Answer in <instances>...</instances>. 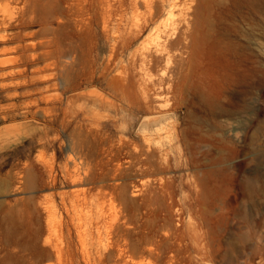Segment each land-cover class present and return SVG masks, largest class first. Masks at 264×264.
I'll return each instance as SVG.
<instances>
[{
    "label": "rangeland",
    "instance_id": "obj_1",
    "mask_svg": "<svg viewBox=\"0 0 264 264\" xmlns=\"http://www.w3.org/2000/svg\"><path fill=\"white\" fill-rule=\"evenodd\" d=\"M174 1V19H205L203 45L179 91L177 63L191 55L180 49L159 67L149 65L144 55L166 15L132 37L142 6L114 1L104 11L83 0L81 12L63 2L57 23L43 15L39 24L0 30L27 36L0 40V58L11 63L0 67V128L26 124L0 131V264H108L96 245L112 241H104L109 232L124 235L130 254L123 257L131 264H264V0ZM26 43L32 49L12 51ZM201 91L213 99L209 105ZM157 105L168 115L145 122ZM78 120L90 126L85 141ZM63 150L77 161L80 182L70 183L74 162ZM44 207L53 214L50 229ZM116 241L111 251L122 248Z\"/></svg>",
    "mask_w": 264,
    "mask_h": 264
},
{
    "label": "bare ground",
    "instance_id": "obj_2",
    "mask_svg": "<svg viewBox=\"0 0 264 264\" xmlns=\"http://www.w3.org/2000/svg\"><path fill=\"white\" fill-rule=\"evenodd\" d=\"M83 0H0V30H2V31H8V30H11L12 28H18V29H22V28H27V27H29V26H31V25H33L34 23H37L38 22V24L39 23H41V21L44 19L43 18V15H46V21H47V19L49 18L50 19V21H52V23L54 24V22H59L61 19L59 18V16L57 17V16H54L55 14H56V12L58 13V15L63 11L62 10V8H61V5H62V3L63 2H70V3H73L74 5V7H75V9L76 10H80V9H82L81 7H80V5H81V2H82ZM114 1H117L118 3H120V5H123V4H129V6H130V8L131 9H133V10H138V7L139 6H142L144 9H145V13H144V15H143V20L141 21V22H139V24H136V27H137V32L132 36V37H134L135 35H138V34H140V33H142V32H144L146 29H148L150 26H152V25H154L156 22H157V20L163 15V14H165L166 15V17H165V20L162 22V31H161V35H155V38H153L152 40H150V44H152V47L150 48V50H148L146 53H145V55H144V59H145V61L149 64V65H151V66H154V67H159L162 63H165V62H167V61H169V58L172 56V53H173V51H178V50H180V49H183V50H185V53H189V55H191V57L190 56H188L187 58H180V60L178 61V63H177V65H178V69H179V72H180V75H181V83H180V85L177 87L176 86V89H178V90H176V91H179L180 89H185V87H186V85H187V77H188V73L186 72V73H184L185 71H186V69H187V67H189V61H190V59L195 55V53L202 47V45H203V40H204V32H203V28H204V24H205V19L203 18V17H201L200 16V14L198 13V15L196 14V18L194 17V15L192 14V15H190V14H188V16H193L194 17V19H195V25H193V24H191V22H190V20H191V18L189 19L188 17H186L185 15H183L182 17L180 16V18H177V19H174L173 18V16H175V8H176V2L174 1V0H160V2H158V3H155V4H153V2L152 1H150V0H92V4H93V8L95 9V10H97V9H102V10H106L107 9V6H110V5H112V3L114 2ZM76 3V4H75ZM202 5V4H201ZM71 6V5H70ZM106 6V7H105ZM198 7H199V9H202L203 7H200L199 5H198ZM71 8V7H70ZM195 8H197V6L195 7ZM71 9H73V7L71 8ZM195 10V9H194ZM81 12H82V10H80ZM183 11V10H182ZM196 11V10H195ZM197 11H198V9H197ZM201 11V10H200ZM166 12V13H165ZM138 13V12H137ZM195 13V12H194ZM53 14V15H52ZM62 14V13H61ZM61 14H60V16H61ZM177 14V13H176ZM185 14V13H184ZM38 16V20L36 21L35 20V18ZM42 16V17H41ZM39 17H41V18H39ZM193 19V20H194ZM74 24H75V27H77L76 25H78V22H77V20L76 21H74ZM57 26H59V25H57ZM59 28V27H58ZM78 31V30H77ZM2 33V32H1ZM1 33H0V40H1V43H3V44H9V43H13V42H16V43H20V42H23V39L24 38H27V36H25V35H22L21 33H19V34H14L15 36H12V37H9L8 35H4L3 36V34H2V36H1ZM8 33V32H7ZM11 32H9L8 34H10ZM14 33V32H13ZM12 33V34H13ZM17 33H18V31H17ZM33 33V32H32ZM5 34V33H4ZM31 33H27V35L29 36ZM11 36V35H10ZM30 36H33V35H30ZM32 46H33V44H19L17 47H15V48H12V51H13V49H17V50H19V51H25V50H28V49H32ZM5 49V48H4ZM9 49V48H8ZM7 49V50H8ZM11 49V48H10ZM2 51H3V49H1ZM1 51V53H5V51H6V49L4 50V52H2ZM7 64H9V62H8V60L6 59H4V58H0V67H5V68H8L7 66H9V65H11V63L9 64V65H7ZM5 65H7V66H5ZM67 65V63L65 64V66ZM64 66V67H65ZM67 67V66H66ZM10 74H13V72L11 71L10 72ZM6 75H8V74H6ZM58 96V95H57ZM55 97V96H54ZM54 97H50L51 98V100H53L54 99ZM199 97L207 104V105H209L210 103H211V101L213 100L211 97H210V95H207L206 93H204L203 91H201L200 92V95H199ZM50 98H47V99H49L48 101H50L51 102V100H50ZM53 98V99H52ZM58 98V97H57ZM57 98H55L54 100H57ZM159 99V98H158ZM53 100V101H54ZM59 100H60V98H59ZM46 101V100H45ZM64 102V101H63ZM45 103V102H44ZM63 104V103H62ZM65 104V103H64ZM54 105V104H53ZM47 108V107H46ZM45 108V109H46ZM58 108V107H57ZM56 108V109H57ZM60 108V107H59ZM64 108H65V105H64ZM63 108V110L62 111H64L65 109ZM156 108V107H155ZM161 108L162 107H160V105H157V109H159L158 111H156V112H150V113H148V114H155L154 115V117L153 116H150L151 117V119H150V117H145V119H143L145 122H149V123H151V122H153V125L155 124V123H159L162 119H164L167 115H168V113H169V111L168 112H166V111H163V110H161ZM43 109V110H42ZM41 110H42V114H44V112L46 111V110H44V108H42ZM49 110H51L50 108H48ZM62 109V108H61ZM40 110V111H41ZM67 110V109H66ZM66 112V111H65ZM64 112V113H65ZM149 112V111H148ZM37 112H35L34 114H36ZM52 113H56V111H53ZM63 113V114H64ZM41 114V115H42ZM46 114V113H45ZM49 114V113H48ZM58 114V113H57ZM56 114V115H57ZM33 115V114H32ZM47 115V114H46ZM55 115V114H54ZM65 115V114H64ZM64 115H63V117H64ZM44 116V115H43ZM35 117V116H34ZM51 117V116H50ZM62 117V118H63ZM69 117V116H68ZM43 118V117H42ZM56 118V117H55ZM54 118V120H56ZM52 119V118H51ZM69 118H66V120H68ZM75 119H77L76 117H75ZM30 120H34V121H37L36 119H30ZM59 120V119H58ZM65 120V119H64ZM75 121V120H74ZM61 122V121H60ZM77 122V121H76ZM44 123H46V122H44ZM65 123V122H64ZM64 123H63V125H64ZM40 124H41V122H40ZM61 124V123H60ZM60 124H58V125H60ZM76 124V123H75ZM24 125H26L25 123H21V124H18V125H16V124H13V125H8V126H5V127H2V128H0V131H3V130H7V129H10L9 127H16V128H19V127H21V126H24ZM28 125V124H27ZM45 125V124H44ZM74 125V124H73ZM78 125H79V127H77V125H76V129H77V134L80 136V138H78V139H81V140H84L85 141V139H84V133H86V132H84V131H86V130H88L89 129V125H85V124H83V122L82 121H80V120H78ZM156 125V124H155ZM87 126H88V128H87ZM61 127H64V126H61ZM60 127V128H61ZM74 128H75V126H74ZM73 128V129H74ZM81 128V129H80ZM61 130H62V128H61ZM92 133V132H91ZM75 134V133H74ZM74 134H72V135H74ZM90 134V133H89ZM72 137V136H71ZM74 140H76V139H74ZM67 141V140H66ZM80 141V140H79ZM78 141V142H79ZM86 141H88V139L86 140ZM72 142V141H71ZM81 142V141H80ZM83 142V141H82ZM48 143V142H47ZM86 143V142H85ZM52 144V143H51ZM67 144V143H66ZM71 144V143H70ZM80 144V143H79ZM68 145V144H67ZM71 146V145H70ZM82 147H83V145H82ZM71 148V147H70ZM81 149V148H80ZM90 149V148H89ZM77 150V149H76ZM64 151V150H63ZM70 151V150H69ZM68 151V152H69ZM74 151V150H73ZM78 151V150H77ZM91 151V150H90ZM66 151H64L63 152V154L65 153ZM94 152V151H93ZM67 153V152H66ZM71 154H69L70 155V157H71V155L74 153H72V151L70 152ZM80 153L82 154V152H81V150H80ZM78 154V153H77ZM81 154H79V155H81ZM75 156H76V153L74 154ZM79 155H77L78 157H79ZM64 156H67L66 158L67 159H69V156H68V153H67V155L65 154ZM89 157V156H88ZM91 157V156H90ZM65 158V162H66V159ZM76 158V157H75ZM74 158V159H75ZM83 158V157H82ZM97 158V157H96ZM95 158V159H96ZM70 159H72V157L70 158ZM69 159V161H73L74 163H73V165L71 164V162H70V164L72 165V167H71V165H70V167L72 168V169H70V167L68 166V168L70 169V172H68V174L70 173V175H69V177H70V181H71V179H72V181H73V183L74 182H77V181H79V180H81L80 179V176H79V174L77 173V171H78V168H77V165L78 164H75L76 162L72 159V160H70ZM85 159H86V157H85ZM87 159H89V158H87ZM92 159H93V157H92ZM94 159V160H95ZM77 160H78V163H79V159L77 158ZM82 160V159H81ZM96 160H99V159H96ZM95 160V161H96ZM68 161V160H67ZM86 162H88V160L86 161ZM100 162V161H99ZM65 164V163H64ZM66 164H68V163H66ZM103 163H101V165H102ZM80 165V164H79ZM100 165V166H101ZM79 167V166H78ZM81 167V166H80ZM82 167H85V164L83 165L82 164ZM87 167V166H86ZM93 167V166H92ZM91 167V168H92ZM94 167H95V165H94ZM123 167H126V166H123ZM68 168L66 167L65 169H67L68 170ZM104 168V167H103ZM52 170H53V168H51ZM80 169V168H79ZM82 169V168H81ZM81 169H80V171H81ZM85 169V168H84ZM90 168H88V170H89ZM107 169V168H106ZM106 169H105V171H106ZM122 168L120 167V170H121ZM125 169V168H124ZM87 170V169H86ZM85 170V171H86ZM87 170V171H88ZM103 170V169H102ZM85 171H82V173H84ZM86 171V172H87ZM99 172V171H98ZM101 172V171H100ZM103 172H104V170H103ZM118 172L120 173V171L118 170ZM125 172V171H124ZM89 173V172H88ZM93 173V172H92ZM108 172L106 171V173L105 174H107ZM86 174V173H85ZM91 174V173H90ZM63 175V174H62ZM62 175H61V177H62ZM81 175V174H80ZM55 176V175H54ZM53 176V177H54ZM59 176V175H58ZM64 176H65V174H64ZM85 175H83V177H84ZM86 176H87V174H86ZM85 176V177H86ZM99 176V175H98ZM105 176V175H104ZM56 177V176H55ZM54 177V178H55ZM82 177V178H83ZM103 177V176H102ZM101 177V178H102ZM54 178L52 179V184H56V183H54ZM88 178H89V176H87V180H88ZM105 178V177H104ZM107 178V177H106ZM57 179V178H56ZM68 179V178H67ZM83 180V179H82ZM86 180V179H85ZM101 180V179H100ZM72 181L70 182V183H72ZM80 182V181H79ZM95 182H96V180H95ZM67 183V182H66ZM76 185H77V183H75ZM79 184V183H78ZM34 186H35V182L33 183V185H32V189L34 188ZM66 186V185H65ZM80 186V185H79ZM93 186H94V184H93ZM102 187H103V185H101ZM54 187V186H53ZM70 187V186H69ZM83 187V186H82ZM89 187V186H88ZM88 187L86 188V189H88ZM91 187V186H90ZM99 187V186H98ZM71 188V187H70ZM80 188V187H79ZM105 188V187H104ZM107 188V187H106ZM105 188V189H106ZM72 189V188H71ZM75 189H77L76 187H75ZM94 189H96V188H94ZM103 189V188H102ZM101 188L99 189V190H102ZM105 189H103L104 191H107V190H105ZM121 189V188H120ZM73 190V189H72ZM84 190V189H83ZM97 190V189H96ZM98 190V192H100ZM109 190V189H108ZM117 190V189H116ZM57 191V190H56ZM91 191H92V189H91ZM150 191V190H149ZM103 192V191H102ZM102 192H100V193H102ZM110 192V191H109ZM56 193V192H55ZM58 193H59V191H58ZM66 193V192H65ZM73 193L75 194V192L73 191ZM77 193V192H76ZM79 193H81V192H79ZM117 193V192H116ZM137 193V192H136ZM150 193V192H149ZM89 194L90 195H92L91 194V192H89ZM97 194H99V193H97ZM104 194V193H103ZM103 194H99V195H101V196H104ZM110 194V193H109ZM130 194V193H129ZM52 195V194H51ZM50 195V196H51ZM76 195V194H75ZM82 195V198H83V195L84 194H81ZM89 195V197L91 198V196ZM112 195V194H111ZM134 195V194H133ZM151 195V194H150ZM61 196V195H60ZM72 196V195H71ZM74 196V195H73ZM93 196V195H92ZM97 196V195H96ZM119 196V195H118ZM81 197V196H80ZM79 196H78V198H80ZM106 197V196H105ZM114 197V196H113ZM77 198V197H76ZM85 198H88V197H85ZM104 198V197H103ZM119 198V197H118ZM150 198V197H149ZM70 199V198H69ZM74 199H75V196H74ZM73 199V200H74ZM93 199H94V197H93ZM100 199V198H99ZM62 200V199H61ZM78 200V199H77ZM110 200V199H109ZM32 201H33V205H34V209L33 210H36V199L35 198H33L32 199ZM63 201V200H62ZM81 201V200H80ZM79 201V202H80ZM93 201V200H92ZM95 201V200H94ZM98 201H102V200H98ZM152 201V200H151ZM70 202V201H69ZM89 202H91V201H89ZM105 202H106V200H105ZM110 202V201H109ZM74 204V201L73 202H71V204ZM87 203V202H86ZM104 203V202H103ZM90 204V203H89ZM93 204H94V202H93ZM99 204V203H98ZM112 204H113V202H112ZM117 204V203H116ZM58 205H60V204H58ZM82 205V204H81ZM83 205H85V204H83ZM95 205H97L96 204V202H95ZM101 205V204H100ZM99 205V206H100ZM43 206V205H42ZM74 206V205H73ZM72 206V207H73ZM78 206V205H77ZM77 206H74V207H77ZM92 206V205H91ZM110 206V205H109ZM74 207H73V209H74ZM101 207H103V205H101ZM114 206L112 205V209H114L113 208ZM128 207V206H127ZM77 208H79V207H77ZM86 208V207H85ZM90 208V207H89ZM94 208V207H93ZM98 208V206L96 207V209ZM84 209V208H83ZM102 209V208H101ZM54 210H55V208H54ZM44 211L45 212H47L48 213V215H47V217H48V219H47V226H48V229H50V227H51V223H50V221L51 220H53L52 219V216H53V214H52V212L50 211V208L49 207H44ZM68 211V210H67ZM66 211V212H67ZM75 211V210H74ZM79 211L80 212H78V214L79 213H83L84 214V212H81V209H79ZM85 211H87V209L85 210ZM100 211V210H99ZM110 211H111V209H110ZM114 211V210H113ZM65 212V211H64ZM71 212H73L72 210H71ZM88 212V211H87ZM138 212V211H137ZM35 213H37L36 211H35ZM68 213V212H67ZM75 213H77V211L75 212ZM99 213V216H101L100 215V212H98ZM97 213V214H98ZM114 213V212H113ZM143 213V212H142ZM91 214V213H90ZM110 214V213H109ZM115 214V213H114ZM60 215V214H59ZM72 215V214H71ZM70 215V216H71ZM117 215V214H116ZM73 216H74V214H73ZM86 216H87V214H86ZM85 216V217H86ZM91 216V215H90ZM114 216V215H113ZM112 216V217H113ZM136 216V215H135ZM139 216V215H138ZM67 217V216H66ZM69 217V216H68ZM80 217H82L83 218V216H80ZM95 217V216H94ZM110 217H111V215H110ZM111 217V218H112ZM35 219H36V216L34 217ZM33 218V219H34ZM61 218V217H60ZM76 218V217H75ZM78 218V217H77ZM82 218H80L81 220H82ZM111 218H109V220H111V221H113V220H115L116 221V219H117V217L115 218V216L111 219ZM137 218V217H136ZM34 219V220H35ZM71 219V218H70ZM80 219H78V221L80 220ZM100 219V218H99ZM77 220V219H76ZM84 220V219H83ZM82 220V221H83ZM86 220H88V218L86 219ZM94 220V219H93ZM101 220V219H100ZM118 220V219H117ZM36 221V220H35ZM72 221V220H71ZM82 221H81V223H82ZM70 222V221H69ZM68 222V223H69ZM89 222V221H88ZM98 221L96 220V222H95V224L97 223ZM53 223V222H52ZM72 224H73V222H71ZM75 223V222H74ZM78 223V222H77ZM86 223V222H85ZM114 223V222H113ZM112 223V224H113ZM83 224V223H82ZM81 224V225H82ZM88 224V223H87ZM91 224V223H90ZM94 224V225H95ZM98 224V223H97ZM100 224H101V222H100ZM120 224V223H119ZM117 225V226H114V227H116V229H119V228H121L122 226H120V225ZM137 224V223H136ZM75 225V224H74ZM78 225V224H77ZM93 225V226H94ZM99 225V224H98ZM102 225V224H101ZM111 225V224H110ZM83 226V225H82ZM86 226V225H85ZM77 227H79V226H77ZM95 227H96V225H95ZM99 227H100V225H99ZM127 227V226H126ZM128 228V227H127ZM76 229V228H75ZM78 229V228H77ZM76 229V230H77ZM83 229L84 228H82L81 230L83 231ZM95 229H97V228H95ZM112 229V228H111ZM89 230H91V228L89 229ZM53 231H54V229H53ZM87 231V230H86ZM96 231V230H95ZM99 231H100V229H99ZM71 232V231H70ZM73 232V231H72ZM77 232V231H76ZM121 232L122 233H124L122 230H121ZM161 232V231H160ZM85 233V232H84ZM88 233V232H87ZM90 233V232H89ZM99 233V232H98ZM102 233V232H101ZM199 233V232H198ZM90 234H92V233H90ZM95 234H96V232H95ZM112 234L114 235V233H110L109 232V234L107 233V236L105 237V239H104V241L106 242V241H108V239H110V237H111V240L113 239L114 241L115 240H117L115 243H116V245L118 246V247H122L121 249H119V251L118 250H116V251H111L109 248H112V247H114L113 245H115L114 244V241L112 240V241H108L106 244H104L103 246H102V242L101 241H97V242H101L100 243V245L99 246H97L96 245V247H98V249H97V252L99 253V255H102L101 254V252H100V249H101V251L102 252H104L103 253V255L105 256V257H107L108 258V260L110 261V263H109V261L107 260V262H108V264H131L129 261H125V257H123V255H125V253H127L128 252V250H129V252H130V249H128V245L126 244L127 243V241H126V239H124L122 236H124L123 234H122V236L119 234V236L117 237V238H114L113 236H112ZM70 235V234H69ZM86 235V234H85ZM102 235V234H101ZM111 235V236H110ZM201 235V234H200ZM200 235H199V238H200ZM50 236V235H49ZM78 236V235H77ZM93 236V235H92ZM52 237V236H51ZM81 237V236H80ZM94 237V236H93ZM194 236H191L190 238H193ZM197 237V236H196ZM203 237V236H202ZM46 238H49V237H47L46 236ZM56 238V237H55ZM88 238V237H87ZM99 238H100V236H99ZM173 238V237H172ZM175 238H176V236H175ZM179 238V237H178ZM79 239V238H78ZM77 239V240H78ZM81 239H82V237H81ZM84 239V238H83ZM97 239H98V234H97ZM204 239H206V238H204ZM102 240V239H101ZM182 240V239H181ZM207 240V239H206ZM48 241V240H47ZM58 241H59V239H58ZM123 241H125L126 243H124ZM193 240H188V242L190 243V242H192ZM200 241V240H199ZM198 241V242H199ZM51 242V241H50ZM83 242H84V240H83ZM86 242H87V240H86ZM91 242H92V240H91ZM122 242H123V244H122ZM170 242V241H169ZM49 243V242H48ZM82 243V242H81ZM81 243H78V244H81ZM85 243V242H84ZM121 243V244H120ZM201 244H202V242H200ZM206 243H207V241H206ZM56 244V243H55ZM91 244V243H90ZM93 244V243H92ZM201 244H199V246L201 245ZM83 246H84V244H82ZM86 245V244H85ZM137 245V244H136ZM203 245V244H202ZM207 245V244H206ZM49 246H51L50 245V243H49ZM83 246H79L80 248H84ZM116 246V247H117ZM134 246V245H133ZM144 246V245H143ZM154 246V245H153ZM54 247V250H55V252H56V255H61V254H63V249L61 248V246H59V245H55V246H53ZM87 247V246H86ZM95 247V246H94ZM93 247V248H94ZM139 247V246H138ZM201 247V246H200ZM203 247V246H202ZM207 247V246H206ZM173 248V246H170L169 247V249H172ZM208 248V247H207ZM86 249V248H85ZM95 249V248H94ZM110 251H109V250ZM118 249V248H117ZM134 249V248H133ZM154 249L155 250H157V248H156V246H154ZM192 248L191 247H189V246H187L186 248H185V253H188V254H190V251H192L191 250ZM199 249V247L197 246V248H196V251L198 252L199 251V254L200 253H203V252H201L200 250H198ZM200 249H202V248H200ZM209 249V248H208ZM149 250H152V247H150L149 249H148V251ZM81 251V250H80ZM88 251V250H87ZM131 251H132V249H131ZM81 252H83V251H81ZM92 252H94V251H92ZM128 252V253H129ZM175 252H176V254H177V249L175 250ZM209 252V251H208ZM136 253V252H135ZM81 254V253H80ZM130 254V253H129ZM204 254V253H203ZM209 254V253H208ZM96 255H98V254H96ZM134 255V254H133ZM132 255V258L134 257ZM85 256V255H84ZM128 256V255H127ZM179 256V255H178ZM101 257V256H100ZM90 258V257H89ZM99 258V257H98ZM97 258V259H98ZM104 258V257H103ZM110 258H113L112 260L110 259ZM130 258V257H129ZM209 258H211V257H209ZM87 259V258H86ZM131 259V258H130ZM89 260V259H88ZM127 260V259H126ZM132 260V259H131ZM130 260V261H131ZM191 261V260H190ZM202 261V263L203 264H211V261L210 260H206V259H202L201 260ZM134 262V261H133ZM139 262V261H138ZM92 263H93V261H92ZM91 263V264H92ZM104 263V261L103 260H101L100 261V263L99 264H103ZM140 263V262H139ZM142 263V262H141ZM140 263V264H141ZM107 264V263H106ZM133 264H136V263H133Z\"/></svg>",
    "mask_w": 264,
    "mask_h": 264
}]
</instances>
